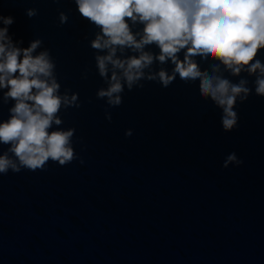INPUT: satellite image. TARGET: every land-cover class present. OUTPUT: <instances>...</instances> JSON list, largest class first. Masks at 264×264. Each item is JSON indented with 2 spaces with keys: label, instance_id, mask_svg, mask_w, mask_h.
<instances>
[{
  "label": "clouds",
  "instance_id": "clouds-1",
  "mask_svg": "<svg viewBox=\"0 0 264 264\" xmlns=\"http://www.w3.org/2000/svg\"><path fill=\"white\" fill-rule=\"evenodd\" d=\"M73 2L81 19L98 29L89 46L106 87L99 88L96 97L109 107L123 103L125 89H142L144 82L168 88L179 78L185 84L198 85L201 99L222 110L223 129L232 131L239 121L237 104L246 103L253 89L257 97L264 98V61L259 58L264 54V0ZM26 15L33 18L38 10L27 9ZM68 19L65 12L59 13L61 25ZM14 22L12 16L0 14V89L6 90L5 101H15L10 118L0 122V144L9 146L0 155V174L4 175L23 169L44 171L50 161L66 166L76 160V130L61 127L60 113L81 107L78 93L69 94L70 89L61 93L56 62L41 39L23 48L19 46L22 40L11 38L9 29ZM135 24L142 25V34L133 31L131 25ZM151 45L158 54L145 50ZM125 50L132 54L125 55ZM221 66L240 79H229ZM241 73L254 76L252 87ZM106 119L111 121L107 110ZM232 161L243 164L235 153L228 156V162Z\"/></svg>",
  "mask_w": 264,
  "mask_h": 264
}]
</instances>
